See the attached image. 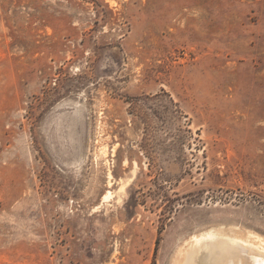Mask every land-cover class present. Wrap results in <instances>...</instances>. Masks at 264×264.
<instances>
[{"label": "rangeland", "instance_id": "obj_1", "mask_svg": "<svg viewBox=\"0 0 264 264\" xmlns=\"http://www.w3.org/2000/svg\"><path fill=\"white\" fill-rule=\"evenodd\" d=\"M211 232L264 242V0H0V264Z\"/></svg>", "mask_w": 264, "mask_h": 264}, {"label": "bare ground", "instance_id": "obj_2", "mask_svg": "<svg viewBox=\"0 0 264 264\" xmlns=\"http://www.w3.org/2000/svg\"><path fill=\"white\" fill-rule=\"evenodd\" d=\"M243 234L244 233H242V235ZM242 235L231 234V232L228 234L227 233L221 234L219 232H211L205 236H202V237L200 236V238L198 237L199 239L196 238L195 242L198 243L200 242V240H203V239L212 240V239H215L216 237H219L220 239V236L226 238V239H222L224 240L223 243L221 242L222 240L220 241L221 243H217V244L215 243L216 245H213L211 249L209 248L208 253L206 251L204 252L205 255L207 253V257L209 255L208 264H264V242L254 237V235L251 236L252 234L245 235V236L244 235L242 236ZM206 241L203 240V243L204 242L206 243ZM203 243L201 241V244ZM205 243L203 244L204 246L207 245ZM202 249L200 250L202 251ZM201 256H203V254ZM196 257H199V256H196ZM191 258H194V257H191ZM205 259L206 258H204V260ZM204 260L203 262L206 261ZM187 261H188V258H187ZM201 261L199 262L201 263ZM199 262L198 264H200Z\"/></svg>", "mask_w": 264, "mask_h": 264}]
</instances>
